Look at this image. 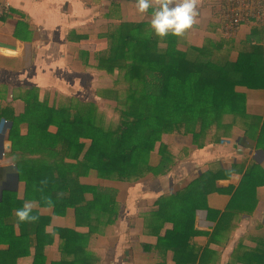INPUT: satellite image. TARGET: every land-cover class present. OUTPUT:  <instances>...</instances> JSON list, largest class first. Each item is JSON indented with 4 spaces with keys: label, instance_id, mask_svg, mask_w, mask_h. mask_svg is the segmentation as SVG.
<instances>
[{
    "label": "crops",
    "instance_id": "1",
    "mask_svg": "<svg viewBox=\"0 0 264 264\" xmlns=\"http://www.w3.org/2000/svg\"><path fill=\"white\" fill-rule=\"evenodd\" d=\"M4 1L8 6L0 16V160L4 163L0 167V264H67L65 260L84 257L85 261L95 264L96 259L89 254L85 256L86 252L75 243L67 246L63 232L51 236L52 226L78 232L87 230L85 226L75 225L74 209L67 205L56 208L57 213L53 207L40 203L33 210V215L45 219L39 231L42 245L39 244L37 253L31 243L35 224L18 222L15 212L25 201H39L42 194L36 189L41 184L38 179L34 180L36 175L30 172L31 166L27 163L22 165L29 171L18 174L16 165L13 166L10 145L14 139L16 150L13 156L20 163L19 154L28 148V123L35 120L39 103L55 108L62 104L76 105L77 100H83L84 85L92 86L98 79V76L94 78L88 65L96 64L94 54L102 50L99 40L92 37H96L101 29L100 7L104 0H0V3ZM115 3L117 8L113 7ZM222 3L223 0H202L200 23L183 38L170 35L171 40L177 41L176 47L183 49L186 44L201 46L225 37L221 30ZM103 8L109 12V22L114 25L121 19L151 21V10L141 15L136 9V0H109ZM108 24L104 23V33ZM259 32L264 46V17L260 24H240L233 38L243 41ZM91 40L96 41L95 44ZM232 56L234 58L236 53ZM237 89L245 92L243 108H239L237 114L224 113L219 119H214L213 112L208 111L205 128L197 141L192 132H182L181 129L162 136L166 149L175 157L176 163L171 171L159 177L146 176L135 182H122L125 187L113 185L118 190L117 199L125 207L117 223L113 220L97 226V232L89 239L88 250L100 243L97 247L103 253L101 257L97 256L100 264H174L172 250L161 249L156 244L157 235L171 227L172 216H167L165 219L169 220H164L163 228L155 232L150 228L149 218L153 217L147 205L149 199L144 196L148 193L157 197L178 190L203 170L219 168L231 171L228 178L217 180L221 188L235 187L242 174L249 171L250 184L256 190V205L251 215L234 218L238 226L231 232V237L223 246L211 244L210 247L219 250V254L207 257L203 264H246L241 259L243 253L235 252L236 244L240 241L241 250H245L246 245L254 244L257 235L264 233V224L261 223L264 218V88ZM91 97L92 93H89L88 98ZM16 116L19 120L13 124L12 117ZM10 123L13 132L8 137L6 132ZM49 130L55 133L56 126L50 125ZM3 149L7 153L1 157ZM79 180L86 193L93 192L99 183V179L92 175L81 176ZM155 181L158 182L156 186L153 185ZM55 187L56 184L45 187L43 195L49 196ZM57 189L66 190L61 185ZM140 197L144 199L140 200ZM229 198L230 193L209 192L205 197L206 204L195 208L196 228L211 232L215 220L207 218L205 207L222 211ZM154 202L151 201L152 206ZM148 229L154 232L149 234ZM208 233L195 236V239L204 246ZM46 234L51 240H47Z\"/></svg>",
    "mask_w": 264,
    "mask_h": 264
},
{
    "label": "trees",
    "instance_id": "2",
    "mask_svg": "<svg viewBox=\"0 0 264 264\" xmlns=\"http://www.w3.org/2000/svg\"><path fill=\"white\" fill-rule=\"evenodd\" d=\"M105 33L106 53L94 54L95 66L100 70L98 73L109 72L107 67L118 72L124 70L127 87L109 117L94 103L84 112L76 111L71 103L56 108L39 103L35 120L28 123V148L19 154L20 163L13 156L14 139L10 145L18 174L29 171L22 165L27 163L30 172L36 175L34 180H47L46 187L56 184L49 195L55 202L53 211L57 213L55 209L65 205L72 207L75 225L87 228L78 232L51 227V236L63 232L66 245L75 243L86 252L85 256L97 226L113 220L117 223L124 212V204L117 199V188L101 181L135 182L168 173L176 161L166 149L164 134L177 128L191 131L196 139L205 128L208 111L219 119L224 113L237 114L243 108L245 92L237 87L264 88V46L260 32L243 41L222 37L201 46L186 44L183 49L176 47L177 41L171 40L170 35L163 40L156 37L150 22L121 19ZM232 53H236L234 58ZM18 120V116L12 117L13 124ZM105 122L107 126L103 127ZM50 125L56 126L55 133L49 130ZM8 126L6 134L11 137V123ZM91 175L99 183L93 192L86 193L79 178ZM230 175L231 171L225 168L205 169L184 187L157 197L150 228L160 232L165 218L172 216L171 227L158 233L156 244L172 250L174 264H203L207 257L219 254L210 245L223 246L238 226L234 218L255 211L256 190L250 184L249 171L242 174L235 187L217 185V180ZM59 185L66 190L57 189ZM211 191L230 193V198L222 211L205 207L207 218L215 220L208 233L196 228L194 215L199 204H206L205 197ZM38 203L45 204L41 198ZM43 221L32 223L35 230L31 231L34 232L33 237L30 235L31 243L37 253L39 244L42 245L39 231ZM261 223L264 224V218ZM207 233L208 239L202 246L195 236ZM46 236L51 240L49 234ZM236 246L235 252L243 253L241 259L246 264H264V233L257 235L254 244L246 245L245 250H241L240 241ZM85 260L86 257L65 261L91 264Z\"/></svg>",
    "mask_w": 264,
    "mask_h": 264
},
{
    "label": "clouds",
    "instance_id": "3",
    "mask_svg": "<svg viewBox=\"0 0 264 264\" xmlns=\"http://www.w3.org/2000/svg\"><path fill=\"white\" fill-rule=\"evenodd\" d=\"M201 5L202 0H136V9L141 15L151 10L150 27L155 36L161 40L169 35L177 38L185 37L195 25L200 23ZM47 183V180L41 181V187L36 190L42 194L41 199L45 205L52 208L55 202L50 196L43 195ZM37 207V201H25L22 208L15 212L18 222L38 221L39 216L33 215V210Z\"/></svg>",
    "mask_w": 264,
    "mask_h": 264
},
{
    "label": "rangeland",
    "instance_id": "4",
    "mask_svg": "<svg viewBox=\"0 0 264 264\" xmlns=\"http://www.w3.org/2000/svg\"><path fill=\"white\" fill-rule=\"evenodd\" d=\"M108 3H109V0H104V3H101V7H100L101 8L100 9V13L102 14L101 17L103 18V21L101 23V29H100V32H102V33L99 32L96 37H92L95 40H99V44H100L99 46L102 49L101 50L102 53H106V49H107V47H106L107 40H102V38H101V37H106L105 36L106 33L103 32L104 28H105L104 23H106V22L109 23L108 26L106 27V29H107L106 32L108 30H110V28H112L113 25H114V23L109 22V12L105 11L104 8H103L104 4L107 5ZM115 5H116V3L113 5V7H115ZM115 8H117V7H115ZM101 40H102V42H101ZM91 41L94 42L93 44H95V42H96V41H93V40H91ZM102 55H104V54H102ZM88 67H91V70L93 72L92 74L94 75V78H96L98 76V79H97L98 81L97 80L94 81L92 83V86L89 85V84L87 86L84 85V92L85 93L82 94L83 100H77L76 101V105H74V107L76 108V111L80 110V111L84 112L88 108H90V105H91L90 103H92V104L94 103L93 105L96 108L100 109V111H103V113L106 115V118H107V117H109V115L112 112L111 108L114 105H116L117 103H119V101L125 96V93H126L125 90H126L127 87H126V80H124V76H125L126 73H125L124 70H121V72H118V69H116V68L112 69V67H107V69L109 70V72H107V73L106 72L98 73L100 70L95 65H91L90 64V65H88ZM118 77L121 78V79L118 80L119 79ZM89 93H92V97L91 98H88V94ZM72 104H74V103H72ZM106 126H107V124L105 122L103 124V127H106ZM176 130H178V129L176 128ZM181 130H182V132H185V131H183V129H181ZM188 132H191V131H188ZM102 136L106 137V135H102ZM172 141L174 142L173 139H172ZM195 141H197V140L195 139ZM155 156H156V154H155ZM157 183L158 182L155 181L153 185L156 186ZM101 184H106V185H109V186L110 185H112V186L116 185L118 187H125V185H124L125 183H122V182H113V181L103 182V181H101ZM192 184L194 185L195 181ZM138 187H140V186H138ZM141 187H146V185H141ZM188 188L190 189L191 186H189ZM130 196H131V194H130ZM154 196H155V194L148 195V193L144 196V198L147 197L149 199L147 205H149L150 212L155 211L154 209L157 208V206L155 205L156 204L155 202H154V206H152L153 204L151 205V201H156L157 197L159 195L157 197H154ZM127 198H128L129 201H132V198H130V197H127ZM144 198L140 197V200H142ZM151 199H153V200H151ZM167 220H169V219H165V221H167ZM169 223L171 224L172 221L170 220ZM147 232L149 234H151L154 231L148 229ZM99 244H97L93 248H90L89 250H86L87 254H89V256H91V257L96 259V261H95L96 263L95 264H100L99 263V259H98L97 256L101 257L103 255L102 249H98L97 248ZM149 246H150V248H152V245H149ZM73 249H74L73 253H75L76 249L75 248H73Z\"/></svg>",
    "mask_w": 264,
    "mask_h": 264
},
{
    "label": "built area",
    "instance_id": "5",
    "mask_svg": "<svg viewBox=\"0 0 264 264\" xmlns=\"http://www.w3.org/2000/svg\"><path fill=\"white\" fill-rule=\"evenodd\" d=\"M8 6V2L0 3V16ZM264 17V0H223L221 5L222 33L225 37H233L242 23L260 24ZM1 151V157L6 155ZM4 165L0 160V167Z\"/></svg>",
    "mask_w": 264,
    "mask_h": 264
}]
</instances>
